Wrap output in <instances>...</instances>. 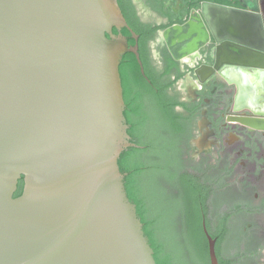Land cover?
Instances as JSON below:
<instances>
[{
  "label": "water",
  "instance_id": "water-1",
  "mask_svg": "<svg viewBox=\"0 0 264 264\" xmlns=\"http://www.w3.org/2000/svg\"><path fill=\"white\" fill-rule=\"evenodd\" d=\"M114 28L127 29L136 45ZM170 37L185 43L182 59L212 46V63L194 68L193 77L235 88L228 122L256 129L264 121L260 12L204 1L187 23L165 32ZM138 39L118 0H0V264H157L119 167L135 146L120 64L133 53L144 74ZM210 169L189 166L204 181ZM166 178L159 185L172 201L177 192ZM212 185L214 193L228 188ZM241 203L231 201L227 218ZM203 226L210 262L219 264Z\"/></svg>",
  "mask_w": 264,
  "mask_h": 264
},
{
  "label": "trees",
  "instance_id": "trees-1",
  "mask_svg": "<svg viewBox=\"0 0 264 264\" xmlns=\"http://www.w3.org/2000/svg\"><path fill=\"white\" fill-rule=\"evenodd\" d=\"M119 5L120 1L118 0ZM230 5L222 0L215 1ZM121 7V5H120ZM122 8V7H121ZM128 24L140 36V59L148 63L147 41L152 34L143 35L122 11ZM113 33H122L129 46H135L131 33L123 28L113 29ZM172 65H177L171 62ZM168 73V71H166ZM125 118L128 135L135 146L124 150L119 159V167L125 177V187L130 201L136 205L143 230L154 251L157 264H211L209 244L204 232V218L209 213V184L204 176L191 173L182 161L181 141L188 118L177 113L181 107L192 112L190 106L168 96V90L176 81L163 82L159 76L147 69L152 84L146 81L141 67L133 53H126L120 64ZM193 171H195L192 168ZM157 178L158 181L154 178ZM166 178L177 195L167 200V190L159 180ZM24 178L19 181L14 198L22 195ZM179 222L175 223V218ZM206 224V223H205ZM207 230L211 236L213 228L207 221ZM225 228L220 227L219 238ZM218 256V247L216 246ZM220 264H229L218 256Z\"/></svg>",
  "mask_w": 264,
  "mask_h": 264
},
{
  "label": "flooded vegetation",
  "instance_id": "flooded-vegetation-1",
  "mask_svg": "<svg viewBox=\"0 0 264 264\" xmlns=\"http://www.w3.org/2000/svg\"><path fill=\"white\" fill-rule=\"evenodd\" d=\"M121 9L124 11L125 15L132 21V23L143 32V35L152 34V37L147 41V55L148 63L143 64L145 79L147 82L152 84V80L147 75V69L153 72L156 76H159L163 82L175 81L180 75L183 74L181 79H178L175 83L177 85L179 82L184 81L185 88L187 90L188 96L192 98V102H185L179 97H171L168 90V96L179 100L181 103H185L191 107L192 112L187 111L183 108L182 112L185 117L188 118V123L185 124L183 139L189 141L191 145L195 144L197 146L198 152L202 153L204 151H210L213 148L221 150L226 145H232L236 143H242L246 145L247 153L242 155V159L254 162L253 173L264 172V141L258 139V135L264 140V121L254 122L256 130L248 127H243L239 123H230L227 121L229 115H233V99L235 94V88L227 86L222 80L215 77L212 78L206 84H200L193 77V70L203 64L212 63L211 57L214 55V51L211 45L205 48H201L199 53L191 59H182V54L180 53L185 45V43H173V37L170 39L165 38V32L172 28L174 25H184L187 23L191 16H195L197 11H199L200 5L204 1L214 2L217 0H119ZM228 2L231 7H236L240 9H247L256 12H260L264 16V8L256 9L250 4L245 6L242 4V0H222ZM251 0H247L250 2ZM128 22V21H127ZM130 26V25H129ZM131 27V26H130ZM133 30V28L131 27ZM134 31V30H133ZM135 32V31H134ZM138 35V34H137ZM172 36V34H170ZM139 36V35H138ZM134 40V39H133ZM140 36L138 39V47L140 49ZM139 52V50H138ZM140 55V53H139ZM171 62H175L177 65H172ZM143 63V62H142ZM168 71V73H166ZM227 74V73H226ZM247 74V73H246ZM231 80H238L245 78L251 84H255V79H253L250 74L244 75V77L237 78L232 74H228ZM174 85V86H175ZM195 85V86H194ZM224 99V106L226 107V112L219 114V118L216 119L211 115L215 116L212 112L216 110L223 103L218 99ZM223 108V106H221ZM176 108V112L177 109ZM221 108V109H222ZM179 113V112H177ZM250 115L249 112H246ZM197 121V137H192L191 124L194 125L193 119L198 118ZM223 120V122H222ZM231 126V128H228ZM230 130L227 135H223V130ZM232 131V132H231ZM234 131V132H233ZM258 140H257V139ZM256 142V144H255ZM193 143V144H192ZM195 148V147H194ZM213 149V150H214ZM182 152V148H181ZM199 153V154H200ZM259 153H263L259 155ZM198 154V155H199ZM229 176L233 173L229 171ZM20 181V180H19ZM210 186L209 190V202L214 193L213 185L207 182ZM19 185V182H18ZM17 186V191H18ZM15 192V194L17 193ZM14 194V196H15ZM208 202V203H209ZM262 204L260 208H255L253 212L257 209L261 216H264V196L262 198ZM246 204V203H245ZM245 204H237L238 211L245 212L248 210V205L245 209H242L240 205L245 206ZM236 208V210H237ZM241 208V209H240ZM250 209V208H249ZM235 210V211H236ZM246 213V212H245ZM253 218L256 214H252ZM212 219V220H211ZM210 220L213 227L212 233L216 240V246L218 247V256L223 261H228L229 264H243L248 260L251 264H264V237L262 233L264 232V224H261L263 229L258 226V221L253 220V224H247L242 230V234H239L237 238V243L242 244V252H240L239 257L233 259L229 256H225L224 253L227 251L228 239L230 237V227L229 220L226 215L221 218H214L208 213L205 216L204 221L207 225V221ZM213 223V224H212ZM225 228L223 236L219 238L218 232L220 227ZM254 245V247L249 248V244ZM245 244V246H244ZM217 256V258H218ZM220 264V262H219Z\"/></svg>",
  "mask_w": 264,
  "mask_h": 264
},
{
  "label": "rangeland",
  "instance_id": "rangeland-1",
  "mask_svg": "<svg viewBox=\"0 0 264 264\" xmlns=\"http://www.w3.org/2000/svg\"><path fill=\"white\" fill-rule=\"evenodd\" d=\"M242 4L245 6L251 4L253 8L256 9L264 8V0H251L250 2H247V0H242ZM184 83V81H181L172 87L169 90V94L171 97H179L185 102L190 103L192 102V98L188 96L187 90L184 87ZM225 99L226 98L218 99L223 103L221 105L223 108L219 106L216 110H213L212 112H214L213 114H215V116L211 115L212 117L218 119L219 114L227 111L226 107L224 106ZM177 112H182V109L179 107ZM198 119H200L199 116L198 118H194V125L191 124L190 126L193 138L197 137L198 135V130L196 127ZM228 128H231V126ZM229 131L230 130L228 129L223 130V135H227V132ZM258 139L264 141L259 135ZM180 144L182 148V161L188 169L189 166L211 168L206 182L228 186V188L214 193V218H221L224 216L232 200L242 202V204L246 203L245 206L241 205L242 209H245L247 205L250 208H248L247 211L244 210L246 213H243L240 210L238 211V209L236 211L233 210L234 216H228L230 217V237L228 239L229 248H226L227 251L224 253V255H227L231 258L232 254H234L236 258L241 256L240 252H242V244L237 243V238L239 237V234H242L245 226L247 224H253V220L256 219L260 229H263L261 224H264V216L260 215V212L258 211L259 209H257L256 212H253V210L255 208H260V205L262 204L261 202L264 196V172L262 173V171H260L256 174L253 173L255 167L254 162L242 159V155L247 153L246 145L244 146L243 142L226 145L221 150L213 148L214 150L212 149L202 153L198 152L197 146L195 144L192 143L193 145H191L189 141L183 139V137ZM262 154L263 153H259L258 156ZM229 171L233 173L231 176H229ZM254 213L256 216L253 218L252 214ZM259 233H262V236L264 237V232ZM248 247L252 248L254 245H251L250 243ZM236 258L234 257V259ZM243 264L251 263L246 260L243 262Z\"/></svg>",
  "mask_w": 264,
  "mask_h": 264
},
{
  "label": "bare ground",
  "instance_id": "bare-ground-1",
  "mask_svg": "<svg viewBox=\"0 0 264 264\" xmlns=\"http://www.w3.org/2000/svg\"><path fill=\"white\" fill-rule=\"evenodd\" d=\"M247 82H248V80H247ZM243 97V95L241 94V98ZM244 98V97H243ZM235 123H238V122H235Z\"/></svg>",
  "mask_w": 264,
  "mask_h": 264
}]
</instances>
